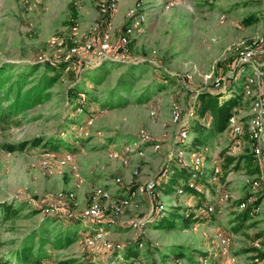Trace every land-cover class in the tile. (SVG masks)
I'll return each instance as SVG.
<instances>
[{"label":"rangeland","instance_id":"374dc122","mask_svg":"<svg viewBox=\"0 0 264 264\" xmlns=\"http://www.w3.org/2000/svg\"><path fill=\"white\" fill-rule=\"evenodd\" d=\"M135 1L121 0L119 11L112 16L114 41L118 40L127 22V9ZM157 4L148 10L149 18L144 31L132 38L131 53H112L110 58L103 59L118 63L103 64L102 59L91 52L80 54L84 71L77 85H83L87 68L95 70L97 66L105 65L104 71H107L102 84L92 86L87 83L94 95L88 99V104L95 120L87 126L84 139L77 140L78 127L75 124L87 122L88 116L76 112L68 100L67 89L73 84L75 73L65 69L50 98L15 116L14 122L0 126V201L22 205L20 215L15 220L1 221L0 218V241L3 243L0 257L16 248L25 234L49 223L47 220L51 217L46 215L48 212L43 208L58 202L59 192H73L75 198L68 203L80 213L89 205L96 187L100 186L109 189L113 195L112 199L102 201L103 222L85 221L78 217L79 235L75 241L65 248H50V255L42 264H61L63 261L69 264H120L117 253L113 255L104 248L91 249L81 242L84 236L100 225L107 232L105 238L113 244L130 245L142 236L149 245L150 242L155 245L175 242L183 243L190 249H200L210 255L207 263L202 264L230 261L221 253L219 232L233 237L230 252L236 261L231 264H250L258 250H264V186L252 195L255 199L257 196L260 198L259 212L251 215L238 231L232 224L240 211L233 201L251 194L248 182L257 174L251 173L256 168L254 164L250 168H230L226 185L220 184L210 190L205 200L211 203H216L218 194L224 190L229 191L234 199L225 203L223 212L216 214V220L195 224L178 233H169L148 224L153 223L151 220H155L161 212L157 214L153 210L155 201L151 202L146 195L138 194L139 209H127L114 225L106 222L112 211L111 206L118 197L157 177L163 168H168L169 158L176 156L175 151L180 145L173 149V143L179 137L180 126L172 120L174 105L180 107L184 117L181 124L187 125L196 118L194 111L201 90L217 87L218 83H221L222 89L238 85L241 97V82L246 73L239 75L237 72L234 46L264 33V0H183L169 11H164ZM251 15L256 20L249 24L252 18L248 17ZM94 26L98 27L95 34ZM74 27L78 28L82 39L92 36L99 40L106 26L97 0H0V65L11 63L17 68H27L36 61L62 62L70 47ZM117 54L120 59H113ZM42 69L43 66L40 71ZM162 73L174 75L168 89L149 93V98L145 100L147 96H140V91L146 84L157 81ZM128 75L134 81L133 91L123 93L124 100L113 107H101L98 100L101 102L105 99V93L115 86L119 77ZM242 110L249 112L250 104H244ZM152 111L155 116L151 114ZM143 136L153 138L161 147L155 150L153 146H140L142 151L130 155L127 165L111 156L112 150H122L125 144L138 147L134 138ZM34 139H43V143L35 146ZM50 141L65 142L61 150L74 151L77 171L69 165H60L61 152L44 156V148L49 147L45 143L49 144ZM230 141L231 137L226 133L215 137L209 145L196 148L206 158L200 173V177L205 179L206 188L214 182L210 181L215 160L220 159L219 152ZM22 142L28 143L23 150L10 151L3 146L4 143ZM190 145H187L188 153L192 151ZM43 159H48L54 174H49L42 166ZM134 169L139 170V175L134 177L133 185H128ZM220 176L221 173L215 181H220ZM116 177L122 179L121 184L115 182ZM175 183L174 179L169 182L167 195H158V209L168 207L172 211L180 207V212H184L197 207L196 197L189 193L175 199L171 197ZM141 217H144L141 229L133 228V221ZM68 223L70 221L60 219L54 227L59 231ZM256 242L261 244L258 250L255 249ZM146 249L142 247V253Z\"/></svg>","mask_w":264,"mask_h":264},{"label":"trees","instance_id":"16d2710c","mask_svg":"<svg viewBox=\"0 0 264 264\" xmlns=\"http://www.w3.org/2000/svg\"><path fill=\"white\" fill-rule=\"evenodd\" d=\"M112 17H109V19ZM248 18H252L248 23L256 20L252 15ZM126 27V23L123 26L122 32ZM121 32V33H122ZM120 33V34H121ZM120 36V35H119ZM122 45L118 40L115 41L114 53H122ZM131 53V44H130ZM123 54V55H129ZM118 63L113 60H102L101 63ZM103 63V64H104ZM43 69L40 71V68ZM105 65L97 66L94 68H87L86 73L83 76V85H77V81L81 79V70H70L69 73H75L73 84L67 89L68 100L72 102L76 110L77 107H82L84 114L89 116H94L93 110L88 104V99L92 98L93 93L90 87L87 86L89 82L92 86H97L103 83L107 76V71H104ZM66 71V61L63 60L59 63H42L41 61L33 63L30 67L17 68L14 64H2L0 65V126L10 124L15 121V116L20 115L24 111L31 109L38 104L44 102L46 99L50 98L52 95V90L61 78L62 72ZM83 70V71H82ZM103 72V73H101ZM174 75L168 73H162L157 81L154 83L146 84L142 91H140V96H147L145 100L149 98V93H157L166 91ZM232 84L233 81L230 80ZM134 81L131 76L119 77L115 86L109 88L105 93V99L99 101L101 107H113L120 101L124 100L122 94L127 92H132L134 89ZM95 88V87H94ZM238 85H229L227 88L222 89L221 84L217 87L203 89L198 92L196 106H195V119L188 123L185 127L187 130V137H178L173 143V149L177 146L180 149L187 150V145L191 144L192 150L207 146L212 143L213 139L218 135L226 134L227 123L232 114H234L236 107L240 104V93L238 92ZM84 95V97H82ZM141 99V98H140ZM231 102L230 105L228 103ZM179 107V106H178ZM180 108V107H179ZM242 109V108H241ZM181 111V110H180ZM87 122L81 121L75 124V126L80 127L85 125ZM78 139H84V137H79ZM134 138L137 142H140L141 148L145 145L153 146L157 141L149 137ZM139 140V141H138ZM232 141V139H231ZM43 143V139H34L33 144L39 146ZM65 142H53L50 141L49 144L45 143V152H63L61 147ZM28 143H4V148L10 151L23 150L25 145ZM126 145V144H125ZM69 151L74 152L72 149ZM199 151V150H197ZM226 147L219 152V157L221 160L220 164V181H214L212 185L209 186V191L218 187V185H226L227 175L231 169H240L241 167L250 168L253 164L251 153H247L239 156H229L225 154ZM167 174L165 177L160 178L158 175L156 178V196L153 201L155 203L154 211L160 215L155 218L153 223H148L151 226H155L157 229L167 230L169 233H178L181 230L189 229L195 224H200L202 222H208L209 220H216L215 212H209L205 214L203 208L206 201V192L197 191L189 187V181L191 179H198V181L205 186V179L200 177L198 170L189 164L183 163L178 156L170 157L168 160ZM175 162V163H174ZM177 162V164H176ZM245 165H244V164ZM164 168V169H166ZM258 167L251 170V173H258ZM195 175V176H194ZM175 180V186L173 188V199L180 196L178 193L179 189H183L184 193H189L196 197L197 207L186 209L184 212H180V207H175L174 210H169L168 207H163V209H158V195L168 194V185L171 180ZM219 182V183H218ZM207 186V185H206ZM211 187V188H210ZM130 188V187H129ZM206 188V187H205ZM183 193V194H184ZM261 193H258L260 195ZM182 195V194H181ZM254 194L246 195L245 197L239 199H233V204L239 206V204L247 200L248 197ZM257 195V194H255ZM254 200L248 205L246 209L240 210L236 213L235 218L232 221L234 224V229L238 231L243 223H245L251 217V209L259 206L260 198L259 196L253 197ZM161 205V204H159ZM45 208V207H44ZM43 208V209H44ZM22 210V205H14V203L4 200L0 201V218L1 221H13L20 215ZM38 212L42 209H36ZM36 211V212H37ZM47 216L51 217L47 221L49 223L42 224L41 226L31 230L29 233L25 234L19 241L16 248L10 249L6 255L0 257V264H42L45 258L49 257V249L55 248H65L70 246L78 234L79 218L74 216L65 215L63 217H58L51 213H47ZM70 221L66 227H62L59 231L56 226V222L60 221ZM73 221H76L74 223ZM49 224L53 225L50 226ZM93 232V231H91ZM260 235V234H258ZM143 243V248H147L145 253H142V248L139 246ZM3 243L0 241V246ZM119 244L111 254L119 256L120 264H202L204 260H208L210 255L205 251L200 249H190V247L184 245L183 243H169L164 245H155L148 241L144 237H139L137 240L128 245ZM257 249V247H255ZM259 249V248H258ZM257 249V250H258ZM257 256L264 259V250H258ZM254 257V256H253ZM256 257V256H255ZM6 258V261H5ZM61 264H69L68 261H63Z\"/></svg>","mask_w":264,"mask_h":264},{"label":"built area","instance_id":"2783aa9c","mask_svg":"<svg viewBox=\"0 0 264 264\" xmlns=\"http://www.w3.org/2000/svg\"><path fill=\"white\" fill-rule=\"evenodd\" d=\"M28 2L29 0H23ZM40 1V0H37ZM183 0H136L126 11V27L119 36V41L123 47L122 53H130V44L132 38L140 31H143L144 25L146 24L149 15L148 10L153 9L157 4L160 5L164 11H169L176 7ZM121 0H97L98 10L100 15L103 17L106 29L101 32L99 40L95 37H90L87 39H82L79 35L77 27L73 28V35L71 38L70 47L67 50L66 61V71L70 70H81L84 68V63L79 58L81 53L91 52L95 53L99 59H108L110 54L114 53L115 41L113 40V25L111 18L114 16L120 8ZM224 19V16H222ZM98 27H93V34L97 33ZM121 53V54H122ZM234 54L236 55L237 72L239 75H246L243 77L241 84L243 85V91L241 92L240 104L236 107L234 114H232L228 120L226 133L231 137L232 141L226 146V155L229 156H239L247 153H251L252 162L256 167H258L259 172L249 181L250 192L252 194L259 191L260 188L264 186V33L260 34L254 39L244 42L237 43L234 46ZM120 59L118 54L113 57V59ZM218 83L217 85H220ZM225 84H223L224 86ZM84 97V95H82ZM250 104V111L245 113L241 108L244 104ZM76 112L83 113L82 107H77ZM151 114L155 116V112L152 111ZM95 120L94 116H89L88 121L85 125L78 127L77 135L79 137H85L88 131V127ZM172 120L174 123L180 126L179 136L187 137L186 125L181 124L184 117L177 105L172 107ZM138 147H132L131 144L124 145L122 150L114 149L111 152V156L117 160L123 161L124 164L130 163V155L135 152L142 151L139 142H135ZM155 150L161 147L160 144L153 145ZM175 155L178 156L181 161L185 164H189L198 170L200 175L201 168L205 164V156L197 150H192L190 153L187 150L176 149ZM44 156L50 157L54 156L53 152H45ZM222 159L215 160L214 164V174L212 176V181L217 180V175L220 173V162ZM59 163L62 166L69 165L74 171L78 170V165L75 162V154L72 151L65 150L61 153ZM41 164L47 169L49 174H54V170L49 167L48 159H43ZM167 174V169H162L159 172L160 178L165 177ZM139 175V170L134 169L133 177L128 181V185H133L134 177ZM195 176V175H194ZM156 178H151L145 185H141L138 188L130 191L127 194L121 195L117 200L114 201L112 205V211L108 216L106 222L110 225H114L117 222L119 216L123 215L127 209L130 208H140V200L138 199V194H144L150 198L153 202L156 196ZM115 182L117 184L122 183L120 177H116ZM209 182V181H208ZM189 187L197 191H205L206 196L209 195V189L205 188L204 184L200 183L198 179H191L189 181ZM178 193L183 194V189H179ZM112 192L103 187H96L91 195L89 205L83 209L82 212L77 213L73 208L69 206L68 201L75 198L73 192H59L57 194L58 202L54 204L47 205L43 211L56 215L58 217H63L65 215L74 216L82 218L85 221H96L101 223L104 220V207L102 201H108L112 199ZM233 200V195L227 191H221L218 194V200L216 203L207 202L203 208L205 214L209 212L221 213L223 212V207L226 202ZM254 198L252 196L248 197L247 200L242 201L238 209L243 210L252 203ZM260 206L251 209L250 214L253 216L258 213ZM144 217L136 218L133 223V228H139L143 226ZM106 231L102 225L96 228L93 232H90L84 236L81 242L85 243L91 249L104 248L105 250L112 252L119 244H113L108 241L106 236ZM219 242L222 246L221 253L224 257L230 259L229 262L222 261L219 264H231L236 261V257L230 252V246L232 244L233 237L230 234H225L222 232L218 233ZM261 244L255 243V247H260ZM144 245L140 243L142 248ZM256 256V257H255ZM251 260L250 264H264V259L255 255ZM207 263V260L203 261Z\"/></svg>","mask_w":264,"mask_h":264},{"label":"crops","instance_id":"0c3cea01","mask_svg":"<svg viewBox=\"0 0 264 264\" xmlns=\"http://www.w3.org/2000/svg\"><path fill=\"white\" fill-rule=\"evenodd\" d=\"M121 5H122V4H121ZM123 6H124V5H123ZM143 31H144V30H143ZM140 32H142V31H140ZM140 32H138V33H140ZM123 146H124V145H123ZM118 198H119V197H118ZM118 198H117V199H118ZM117 199H116V200H117ZM113 203H114V202H113ZM111 207H112V206H111ZM97 228H98V227H97ZM95 229H96V228H95Z\"/></svg>","mask_w":264,"mask_h":264}]
</instances>
